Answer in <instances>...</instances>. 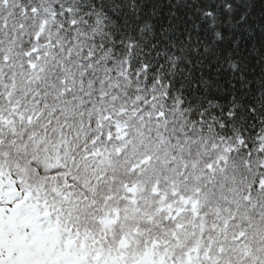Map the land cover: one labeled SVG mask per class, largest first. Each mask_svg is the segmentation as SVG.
I'll return each instance as SVG.
<instances>
[{
  "label": "snow or ice",
  "instance_id": "obj_1",
  "mask_svg": "<svg viewBox=\"0 0 264 264\" xmlns=\"http://www.w3.org/2000/svg\"><path fill=\"white\" fill-rule=\"evenodd\" d=\"M193 2L0 0V264H264V69L193 71Z\"/></svg>",
  "mask_w": 264,
  "mask_h": 264
},
{
  "label": "trees",
  "instance_id": "obj_2",
  "mask_svg": "<svg viewBox=\"0 0 264 264\" xmlns=\"http://www.w3.org/2000/svg\"><path fill=\"white\" fill-rule=\"evenodd\" d=\"M199 0L191 7H182L181 14L191 13L193 20L186 21L187 29H191L192 40H184L183 33H172L170 39H175L178 46L186 49L185 55L193 61V71L197 61H202V70L221 88H227L231 78L243 70L246 73L259 76L264 69V0H217L221 5L215 27H210V21L195 11ZM231 2L233 10L223 8L224 3ZM167 7V6H166ZM246 11L247 18L241 20V14ZM200 24L197 32L191 26ZM159 27V24H158ZM239 40V45L235 46ZM199 48V53L192 49ZM207 47L208 51L204 49ZM261 60V63H256ZM238 65L235 72L232 65ZM210 66V67H209ZM255 68L254 73L249 69Z\"/></svg>",
  "mask_w": 264,
  "mask_h": 264
}]
</instances>
